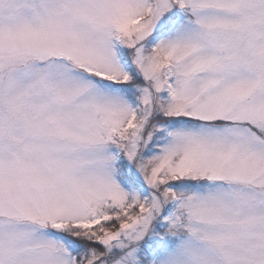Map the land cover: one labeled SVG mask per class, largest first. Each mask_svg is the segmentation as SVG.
Segmentation results:
<instances>
[{
    "label": "snow or ice",
    "instance_id": "1",
    "mask_svg": "<svg viewBox=\"0 0 264 264\" xmlns=\"http://www.w3.org/2000/svg\"><path fill=\"white\" fill-rule=\"evenodd\" d=\"M0 264H264V0H0Z\"/></svg>",
    "mask_w": 264,
    "mask_h": 264
}]
</instances>
